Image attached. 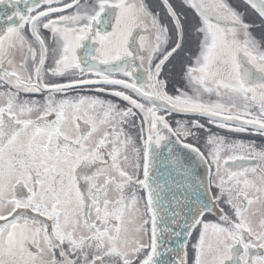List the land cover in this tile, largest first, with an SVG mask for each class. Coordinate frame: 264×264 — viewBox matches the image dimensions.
Here are the masks:
<instances>
[{"label": "snow or ice", "instance_id": "6c2138e0", "mask_svg": "<svg viewBox=\"0 0 264 264\" xmlns=\"http://www.w3.org/2000/svg\"><path fill=\"white\" fill-rule=\"evenodd\" d=\"M0 264H264V0H0Z\"/></svg>", "mask_w": 264, "mask_h": 264}]
</instances>
